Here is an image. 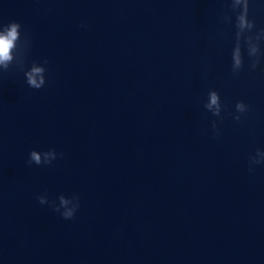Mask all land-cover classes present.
<instances>
[{
	"label": "clouds",
	"instance_id": "obj_1",
	"mask_svg": "<svg viewBox=\"0 0 264 264\" xmlns=\"http://www.w3.org/2000/svg\"><path fill=\"white\" fill-rule=\"evenodd\" d=\"M19 23L11 22L6 34H0V61L10 59L9 52L12 47L13 41L16 39V29L19 27ZM34 83V82H33ZM212 102H216L215 96L212 98ZM33 158L39 161V157L35 153L32 154Z\"/></svg>",
	"mask_w": 264,
	"mask_h": 264
}]
</instances>
